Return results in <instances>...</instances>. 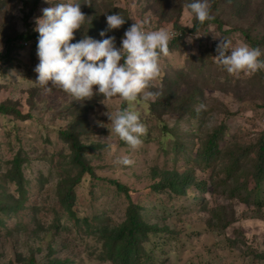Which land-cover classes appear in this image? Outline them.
Here are the masks:
<instances>
[{"label": "rangeland", "instance_id": "rangeland-1", "mask_svg": "<svg viewBox=\"0 0 264 264\" xmlns=\"http://www.w3.org/2000/svg\"><path fill=\"white\" fill-rule=\"evenodd\" d=\"M184 1L177 15L179 3L174 0H70L79 3L86 16L72 43L105 30L110 13L126 22L97 40L115 37L117 48L133 19L146 21V30L175 31L180 37L170 56L160 58L159 77L146 91L195 89L193 109L157 117L149 104L155 95L139 99L135 111L147 132L136 151L100 126L99 122H110L102 97L74 101L63 91L46 93L40 88L34 71L38 38L16 39L6 55L0 33V103L15 102L22 113L30 114L26 119L0 114V264H117L107 255L103 232L123 221L128 200L110 179L125 184L130 199L142 206L144 220L160 229L140 247V264H264V182L258 196L262 206L251 198L245 201L242 192L229 193L244 181H249L248 189L254 186L250 177L255 150L244 153L235 176L227 175L228 154L242 153L264 132V70L263 79L258 72L236 77L213 58L220 38L234 46L248 45L243 31L264 38V0H224L212 11L222 25L210 23L196 31L187 27L193 25L187 7L193 0ZM67 2L0 0V30L14 28L39 36L35 19L43 15L42 9ZM259 48L264 59V40ZM121 104L114 99L110 108L114 111ZM201 104L206 108L198 111ZM84 108L88 113L80 135L87 146L83 158L97 177L81 176L68 209L62 201V182L75 178L79 170L59 132ZM220 126L222 152L206 161L198 153ZM16 154L22 158L21 187L8 174ZM123 156L134 163L119 164ZM170 172L190 179L186 193L153 190Z\"/></svg>", "mask_w": 264, "mask_h": 264}, {"label": "clouds", "instance_id": "clouds-1", "mask_svg": "<svg viewBox=\"0 0 264 264\" xmlns=\"http://www.w3.org/2000/svg\"><path fill=\"white\" fill-rule=\"evenodd\" d=\"M46 2L52 3V0ZM85 2L91 4L88 0ZM187 7L200 24L214 19L210 14L209 0H193ZM42 13L35 19L34 29L39 33L36 52L39 63L34 69L38 73L37 84L46 93L53 89L63 91L74 101L101 96L100 102L108 109L104 115L110 122H99L100 126L109 128L110 135L118 137L131 151H136L147 129L140 122L135 106L139 99L147 101L155 95L146 89L155 86L154 81L160 74V58L170 56L171 33L163 29L146 30V21L133 19L134 23L125 31L119 48L114 44L115 37L97 40L85 35L72 43L76 30L84 25L86 17L80 4L70 0L56 3L43 8ZM106 20L107 27L100 32L102 37L126 22L118 13L107 15ZM188 42H192V37ZM216 51L214 62L229 75L251 77L264 70V59H261L262 52L258 47L234 46L225 37L220 38ZM114 99L127 107L111 110L110 102ZM205 108L206 105L201 104L198 111ZM118 163L130 166L134 161L123 156Z\"/></svg>", "mask_w": 264, "mask_h": 264}, {"label": "trees", "instance_id": "trees-1", "mask_svg": "<svg viewBox=\"0 0 264 264\" xmlns=\"http://www.w3.org/2000/svg\"><path fill=\"white\" fill-rule=\"evenodd\" d=\"M179 3L178 13L179 15L182 11V4H186L184 0H174ZM224 0H209L211 4V15L214 16L213 20L206 21L204 24H200L195 17L193 18V27L189 31H196L199 28H202L210 23H215L219 27L223 22L218 18V16L213 14V10L219 5V3ZM112 14V13H110ZM96 24H100L96 22ZM102 24V23H101ZM107 24V20L105 22ZM94 25L90 24V28H93ZM103 30V28H102ZM100 29V31H102ZM100 31L96 33L95 39L99 38ZM2 37L6 40V55H9L11 52V44L15 42L16 39H31L38 38V34L28 31L26 32H17L16 29L10 28L8 30H0ZM247 44L250 47H260L264 38L261 40L254 38L249 32L243 31ZM180 37H174L169 42V51L172 50L173 45H175L179 41ZM38 43V41L36 42ZM262 59V58H261ZM123 63V59H122ZM260 76L263 79L262 71H258ZM196 91L195 89L187 90L183 93H179L178 91H169L168 89L162 90L160 89L157 93H155L154 100L150 102L151 110L157 114V117H160L164 113L172 112H191L193 109V104L196 100ZM101 96H94L91 100L100 99ZM90 100V101H91ZM87 101V100H86ZM85 101V102H86ZM84 102V103H85ZM122 108L127 107L126 104H121ZM87 109L84 108L82 111L78 112V117L75 120L70 122V125L67 129L60 130V137L69 144L70 149L72 150V163L78 168L79 174L72 178L70 177L67 182H62V201L63 204L66 205L68 209H71L73 198L75 196V185L80 180L81 176L84 173L89 174L93 178L97 177L93 170V167L83 158L84 150L87 148L86 144L80 140V135H83L84 126L83 123L87 121ZM0 114H8L12 115L14 118L18 119H26L30 116L28 113H22L17 108L15 102L11 101H3L0 103ZM87 129V128H86ZM222 127L214 130L210 136L205 141L202 150L198 153V155L203 156L206 161H210L211 158L218 157V155L222 152V148L219 145L218 139L221 136ZM255 150V162L253 164V172H251L250 180L254 182V186L250 189L247 188V183L249 181H244L238 184L235 187L229 188L230 195H235L236 193L242 192L244 194L245 201H249L252 199L253 203L258 206H262V200L258 199L260 194L262 183L264 182V132H262L261 136L258 138L256 143L252 146H247L242 149V153L231 152L228 154V159L230 161L227 166V175L228 177L237 174L238 170H240V159L244 156V153H249L251 150ZM21 163L22 158L19 154H16L11 160V168L8 171L11 179L16 182V184L21 187L22 185V174H21ZM166 177L161 181L156 182L152 188L156 192H161L168 190V192H173L175 194H184L186 193V188L190 184L187 177H179L177 172L167 173ZM109 182L115 186L117 191L122 192L128 203L124 212L123 221L115 226L112 229H109L103 232V237L105 239V247L106 252L108 253V257L117 261V264H140L139 261V249L142 246L143 242L149 239V234L156 233L160 229L155 224H148L141 212L142 206L138 203L132 201L130 199V189L121 182L117 180L110 179ZM199 185L198 183L196 184ZM72 212V211H71Z\"/></svg>", "mask_w": 264, "mask_h": 264}, {"label": "built area", "instance_id": "built-area-1", "mask_svg": "<svg viewBox=\"0 0 264 264\" xmlns=\"http://www.w3.org/2000/svg\"><path fill=\"white\" fill-rule=\"evenodd\" d=\"M172 35V38L177 37V33L175 31L170 32Z\"/></svg>", "mask_w": 264, "mask_h": 264}]
</instances>
